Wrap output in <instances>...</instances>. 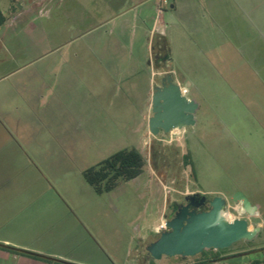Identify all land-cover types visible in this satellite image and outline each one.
Wrapping results in <instances>:
<instances>
[{
    "label": "rangeland",
    "instance_id": "rangeland-1",
    "mask_svg": "<svg viewBox=\"0 0 264 264\" xmlns=\"http://www.w3.org/2000/svg\"><path fill=\"white\" fill-rule=\"evenodd\" d=\"M138 1L0 0L8 17L0 28V117H11L8 126L27 155L19 159V180L29 179L27 192L7 194L0 247L42 258L0 249V264H139L166 218V201L194 191L227 198L231 218L258 227L253 240L222 250L227 260L213 264H252L264 256L256 252L264 249V163L228 131L247 115L264 127V69L257 76L233 49L225 53L216 34L210 35L215 50L205 42L202 28L214 27L210 0H153L132 11ZM145 9L152 19L163 14L175 81L196 105L193 124L177 135L154 138L149 131L158 75L147 69ZM152 145L155 152H179L177 183L165 182L164 171L155 169ZM131 148L144 155V173L97 194L84 171ZM184 155L192 165L185 167ZM239 191L257 209L256 221L241 215Z\"/></svg>",
    "mask_w": 264,
    "mask_h": 264
},
{
    "label": "crops",
    "instance_id": "crops-1",
    "mask_svg": "<svg viewBox=\"0 0 264 264\" xmlns=\"http://www.w3.org/2000/svg\"><path fill=\"white\" fill-rule=\"evenodd\" d=\"M152 1L139 0L135 3L132 11L143 10ZM210 4V17L213 20L212 25L214 27L211 30L202 28V35L205 37V42L210 45V48L215 50L216 46L211 41L210 35L212 33L216 34L221 46H224L223 50L225 53L228 49H233L239 55L240 59L243 60V63H246L251 68L253 73H256L257 76H262L264 69V0H231L229 6L226 5L227 3L224 0H210ZM158 7L161 6L159 5ZM176 8L177 5L172 6V9L177 10ZM150 16L149 11L145 9L140 23L141 30L148 42L146 56L148 73H151V77L165 72L175 76L171 46L164 28L163 14L158 12L154 19ZM248 22H250L253 28H251L252 32H249L250 27L246 25ZM156 35L164 36L167 40L166 53L168 61L166 62V66H163L164 69L162 67L160 68V65H156L153 53L151 54V43ZM1 41L2 39H0ZM115 56L117 57L119 55ZM136 61L138 60L136 59ZM181 87L189 98L188 88L182 85ZM10 119L11 117H5V120H2L0 117V212L7 211L4 203L10 200L7 196L9 192H15L19 188L24 192L29 190V179L19 180V174L22 170L17 166L23 165L19 159L22 154L26 155V152L18 139V132H13L8 126V121L11 123ZM228 126L226 127L228 128ZM228 131L236 137L239 147L247 150L250 156H261L264 163V127L261 126L255 116L251 117L247 115L237 117L235 126L229 128ZM22 135H24L22 138L29 139L27 132H24ZM19 195L21 194L19 193ZM27 202H25L26 206L23 210L27 212L26 214H29V203ZM257 213L258 211L256 209ZM256 214L253 216L254 221L257 219Z\"/></svg>",
    "mask_w": 264,
    "mask_h": 264
},
{
    "label": "water",
    "instance_id": "water-1",
    "mask_svg": "<svg viewBox=\"0 0 264 264\" xmlns=\"http://www.w3.org/2000/svg\"><path fill=\"white\" fill-rule=\"evenodd\" d=\"M151 102L153 115L148 125L154 138L161 132L165 136L175 131L180 133L194 122L196 105L186 96L181 85L175 82L171 73L161 76L160 85L154 88ZM187 200L190 201L188 205L178 206L171 217L165 218L168 230L157 234L156 241L147 247L155 260H161L164 256L195 257L210 248L225 250L238 242L251 241L257 235L258 229L250 228L247 221L231 218L227 214V198L216 196L209 200L197 193L187 197ZM235 202L239 204L241 215L256 214V208L243 192H238ZM202 206H207L208 210L198 212L197 209ZM191 207L194 209L191 210ZM4 248L16 250L6 246Z\"/></svg>",
    "mask_w": 264,
    "mask_h": 264
},
{
    "label": "trees",
    "instance_id": "trees-1",
    "mask_svg": "<svg viewBox=\"0 0 264 264\" xmlns=\"http://www.w3.org/2000/svg\"><path fill=\"white\" fill-rule=\"evenodd\" d=\"M7 21L8 17L0 8V28L5 25ZM183 162L185 167L193 164L192 158L190 162V155H184ZM146 165L147 161L138 149H124L111 155L98 165L88 168L84 171L83 177L97 194L101 195L115 190L119 186L120 181L129 182L139 178L144 173ZM192 171H194V169H192ZM0 249L17 255L42 259L37 256L26 255L2 247H0ZM221 251L222 250H214L210 248L206 249L201 255L208 260H218L222 258V255H220ZM261 251L263 252L264 249ZM180 258L184 259L185 257ZM252 262V264H264V256L261 259H256ZM207 264H213V262Z\"/></svg>",
    "mask_w": 264,
    "mask_h": 264
},
{
    "label": "flooded vegetation",
    "instance_id": "flooded-vegetation-1",
    "mask_svg": "<svg viewBox=\"0 0 264 264\" xmlns=\"http://www.w3.org/2000/svg\"><path fill=\"white\" fill-rule=\"evenodd\" d=\"M151 44H152L151 45V54L153 53L156 65L157 66L160 65V68L162 67L164 69L163 66H166V62L168 61V57H167V53H166V49H167L166 37L156 35L154 40H152ZM167 73L168 72H165V73L159 74L158 76L154 77V85H153V89L151 90L152 94H153L154 88L160 85L161 76L165 75ZM151 98H152V95H151ZM150 107H151L150 110H151V116H152L153 115L152 114V102L150 104ZM161 134H162V136H165L163 132H161ZM158 140L159 139H157V141ZM157 141H154L155 146L157 144ZM153 147H154V145H152V153H153L154 165H156L155 169L158 171H161V170L164 171V173L166 174L164 177L167 179V180H165V182H168V183L176 182L177 183V178H179L180 173H181L180 163H179L180 162L179 161V159H180L179 152L176 150V153H172L169 150H167L166 148H160V151L155 152ZM156 148H157V146H156ZM165 182H163V183H165ZM178 187H181V186H178ZM197 193H200V192L194 191L191 193H180L179 195H176V198H174L172 200L168 199L166 201V208H165L166 217H171L174 214V212L178 206L188 205L190 203V201L187 200V197H190V196L195 195ZM200 194L202 196H206L207 199H209V200L214 198V197H209L205 193H200ZM193 209L194 208L191 207V210H193ZM207 210H208L207 206H202L199 209H197L198 212L207 211ZM156 235L153 236L154 237L153 242H155L157 239ZM147 247H146V255L142 256L141 260H139V264H155L156 260L154 258H152V256L149 254V252L147 251ZM163 258H169V257L164 256ZM225 258L226 257H222L218 260H208V259H206V257H203V259H200L198 261H194L191 264H207L209 262L214 263L217 261H221L222 259H225Z\"/></svg>",
    "mask_w": 264,
    "mask_h": 264
},
{
    "label": "built area",
    "instance_id": "built-area-1",
    "mask_svg": "<svg viewBox=\"0 0 264 264\" xmlns=\"http://www.w3.org/2000/svg\"><path fill=\"white\" fill-rule=\"evenodd\" d=\"M168 230V228H167V226H166V220H164L162 223H161V225L157 228V230H156V234H160L161 232H163V231H167Z\"/></svg>",
    "mask_w": 264,
    "mask_h": 264
},
{
    "label": "bare ground",
    "instance_id": "bare-ground-1",
    "mask_svg": "<svg viewBox=\"0 0 264 264\" xmlns=\"http://www.w3.org/2000/svg\"><path fill=\"white\" fill-rule=\"evenodd\" d=\"M174 134H178L179 133V131H175V132H173Z\"/></svg>",
    "mask_w": 264,
    "mask_h": 264
}]
</instances>
